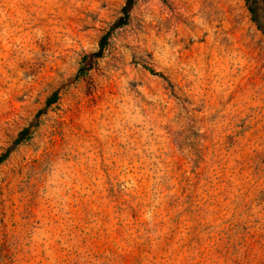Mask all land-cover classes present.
Segmentation results:
<instances>
[{
  "label": "rangeland",
  "instance_id": "374dc122",
  "mask_svg": "<svg viewBox=\"0 0 264 264\" xmlns=\"http://www.w3.org/2000/svg\"><path fill=\"white\" fill-rule=\"evenodd\" d=\"M123 2L0 0V151ZM0 264H264V33L245 0H137L0 165Z\"/></svg>",
  "mask_w": 264,
  "mask_h": 264
},
{
  "label": "trees",
  "instance_id": "16d2710c",
  "mask_svg": "<svg viewBox=\"0 0 264 264\" xmlns=\"http://www.w3.org/2000/svg\"><path fill=\"white\" fill-rule=\"evenodd\" d=\"M137 0H124L119 15L99 37L96 49L82 54L76 71L71 76L59 82L53 90L47 94L43 101L28 121L19 128L0 151V165L5 162L21 145L26 143L35 130L39 127L42 118L55 106L62 92L77 83L93 68L107 53L114 32L127 24L130 13ZM245 7L252 24L264 33V0H245ZM151 74L157 75L150 68H146Z\"/></svg>",
  "mask_w": 264,
  "mask_h": 264
}]
</instances>
